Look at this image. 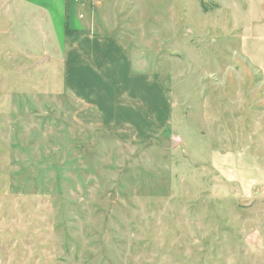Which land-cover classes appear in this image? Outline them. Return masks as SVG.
<instances>
[{
	"label": "rangeland",
	"instance_id": "obj_1",
	"mask_svg": "<svg viewBox=\"0 0 264 264\" xmlns=\"http://www.w3.org/2000/svg\"><path fill=\"white\" fill-rule=\"evenodd\" d=\"M52 1L50 13L0 0V264H264V202L210 160L264 156V83L239 52L264 0ZM87 34L117 39L165 93L133 86L140 115L98 95L99 116L150 133L168 98L157 138L118 142L76 121L63 60Z\"/></svg>",
	"mask_w": 264,
	"mask_h": 264
},
{
	"label": "crops",
	"instance_id": "obj_2",
	"mask_svg": "<svg viewBox=\"0 0 264 264\" xmlns=\"http://www.w3.org/2000/svg\"><path fill=\"white\" fill-rule=\"evenodd\" d=\"M46 8L51 13L53 9L52 0H25ZM48 3L50 5H48ZM59 7V20L65 16L63 2ZM51 8V9H50ZM69 10V9H68ZM264 23L257 22L252 25L251 32L241 37L240 54L249 65L255 68L264 83ZM77 30V29H76ZM79 31V30H78ZM255 33V34H254ZM64 66V82L70 91L75 94V101L80 105L76 112V121L85 126H95L102 129L111 138L118 142H146L157 138L163 126H167L170 122L171 105L167 98V108L165 113L160 107H154L156 117H162L160 121H147L143 126H147L152 132L140 134L137 126L131 125L122 119L110 120L104 122L103 117L99 116L95 100L98 95L109 100L115 108H124L132 110L135 114H144L147 109L141 103L142 97L136 95L131 88L135 85L144 86L147 91H152L159 99L165 98L163 88L156 82L149 81L142 73H135L132 66V60L127 53V49L117 39L111 37L98 38L93 34H87L77 37L76 41L65 49ZM103 78V79H102ZM119 83L116 96L113 95V88L109 87L112 81ZM104 88L98 87L100 83ZM99 89L100 93L95 92ZM108 88V89H107ZM136 95L140 105L128 106L126 101L133 102L135 98H129V93ZM73 97V95H71ZM135 96V97H136ZM136 97V99H137ZM74 98V97H73ZM134 103V102H133ZM147 111V110H146ZM139 133V134H138ZM237 156L231 152H219L213 150L210 153L212 167L225 179L226 182L233 183L238 187V193L242 199H248L249 202L254 199H261L264 202V156L250 155L242 159L240 153ZM234 160L241 164L240 169H233L228 165Z\"/></svg>",
	"mask_w": 264,
	"mask_h": 264
},
{
	"label": "trees",
	"instance_id": "obj_3",
	"mask_svg": "<svg viewBox=\"0 0 264 264\" xmlns=\"http://www.w3.org/2000/svg\"><path fill=\"white\" fill-rule=\"evenodd\" d=\"M200 7H201L203 13H208V11L206 9V6L203 3L200 4ZM66 31H67V35L75 33V32H73L72 30H69V29H67Z\"/></svg>",
	"mask_w": 264,
	"mask_h": 264
},
{
	"label": "water",
	"instance_id": "obj_4",
	"mask_svg": "<svg viewBox=\"0 0 264 264\" xmlns=\"http://www.w3.org/2000/svg\"><path fill=\"white\" fill-rule=\"evenodd\" d=\"M176 144H179L180 143V140L179 139H175L174 141Z\"/></svg>",
	"mask_w": 264,
	"mask_h": 264
}]
</instances>
